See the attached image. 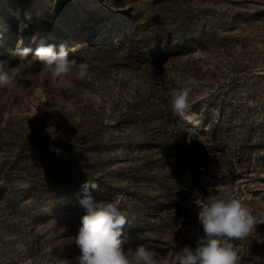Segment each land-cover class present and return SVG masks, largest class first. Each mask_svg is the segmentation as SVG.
Instances as JSON below:
<instances>
[{"label": "rangeland", "instance_id": "rangeland-1", "mask_svg": "<svg viewBox=\"0 0 264 264\" xmlns=\"http://www.w3.org/2000/svg\"><path fill=\"white\" fill-rule=\"evenodd\" d=\"M41 43L66 44L85 80L50 81ZM0 61L16 80L0 90V264H71L88 179L134 218L125 250L143 244L158 264L203 234L197 192L264 212V0H0ZM187 77L191 120L169 103ZM230 242L264 264V224Z\"/></svg>", "mask_w": 264, "mask_h": 264}, {"label": "clouds", "instance_id": "clouds-1", "mask_svg": "<svg viewBox=\"0 0 264 264\" xmlns=\"http://www.w3.org/2000/svg\"><path fill=\"white\" fill-rule=\"evenodd\" d=\"M32 52L31 48L18 45L14 54L24 61ZM32 58L41 64L42 71L54 83L62 84L69 74L83 81L88 73V64H77L75 59H70L64 44L57 52L55 45L41 43ZM198 84L195 77H187L184 86L172 90L169 103L174 116L191 120L187 115L190 109L189 86ZM15 85V68L7 67L4 61H0V90L14 88ZM89 95L86 91L85 97ZM67 110L74 111V108L69 104ZM45 133L52 140L61 135L54 121L46 126ZM52 150L57 154L60 152L56 148ZM98 189L99 185L90 179L82 186L84 195L79 203L85 214L74 239L80 254L70 261L71 264H158L157 253L143 244L125 250V229L133 226L134 218L121 210L117 201H97L91 193ZM195 195L194 203L198 207V221L203 234L198 237L195 247L184 246L176 251L174 264H241V257L230 241H243L252 236L257 226L264 224V212L253 214L244 202L224 190L207 201H202L198 192ZM151 235L145 232L140 238L150 239Z\"/></svg>", "mask_w": 264, "mask_h": 264}, {"label": "bare ground", "instance_id": "bare-ground-1", "mask_svg": "<svg viewBox=\"0 0 264 264\" xmlns=\"http://www.w3.org/2000/svg\"><path fill=\"white\" fill-rule=\"evenodd\" d=\"M104 21H105L104 24H98V25H97V29L103 28V27L106 25V23H107V22H106V19H104ZM76 37H77V36L74 37V40L77 39ZM71 40H72V39L69 38V39L66 41V44H67V43H70ZM66 44H64V45H66ZM66 48H69V47L66 45Z\"/></svg>", "mask_w": 264, "mask_h": 264}]
</instances>
